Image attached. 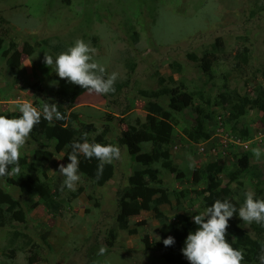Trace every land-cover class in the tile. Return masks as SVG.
<instances>
[{"label":"rangeland","instance_id":"rangeland-1","mask_svg":"<svg viewBox=\"0 0 264 264\" xmlns=\"http://www.w3.org/2000/svg\"><path fill=\"white\" fill-rule=\"evenodd\" d=\"M0 34L6 39L3 48H8L10 42L16 44L8 60L1 58L0 52V113H8L11 118L21 115L18 106L25 101L38 109L35 103L53 100V88L59 78L55 64L48 67L44 63L47 48H34V53L26 56L22 52L25 43L33 45L36 41L48 40L68 50L77 39H82L96 49L94 60L105 66L108 74L119 73L116 85L127 80L115 96L86 92L72 109L65 111L66 116L77 113V121L72 122L75 129L93 124L90 140L104 138L116 144L122 131L143 122L147 100H158L166 108L167 98H155L163 88L176 90L182 86L194 96L195 105H203L206 99L213 101L223 84L249 97L255 96L258 86L264 87L261 77L264 0H0ZM216 38L221 39L222 50L216 54L211 69L204 73L199 63L190 60L188 55L201 56L204 47L214 43ZM244 48L248 50L246 64L238 57ZM56 56L53 55V60ZM176 64L180 66L178 72L174 71ZM212 110L215 117L209 126L213 142L220 147L229 137L240 138L246 142L247 149L235 146L214 158L206 154L207 147L203 153L198 151L200 143L185 139L181 129L187 122L194 124L196 117L191 108H186L182 117L177 115V119H182L174 127L171 155L189 181L178 180L159 164H154L152 167L159 170L161 187L168 190L170 202L129 218V227L137 230L134 235L118 228L121 218L116 200L127 186V178L141 168L125 147L120 148L121 159L113 162L115 170L111 180L103 186H95L81 176L77 190L82 188L83 192L72 198L70 194L75 191L67 189L62 194V214L57 217L48 214L42 205L28 211L36 197L22 194L6 184L7 178L18 175L0 177V186L18 200L27 213L25 224L13 223L0 228V264H166L161 261V250H146L144 245V238L150 244L159 240L160 223L156 215L163 214L173 222L178 213L191 214L200 209L196 195L178 198V192L202 189L204 179L200 177L195 183L194 168L202 169L210 161L217 160L231 170L236 160L233 154L247 152L251 169L241 177L242 187L231 186L228 201L234 205L244 202L246 193H255L256 188L261 189L262 197L264 154L258 161L252 151L254 148L264 150L262 115L250 110L239 121L238 126L249 132L248 138L243 139L229 129L227 133L223 129L216 131L223 112L216 107ZM35 148L36 144L29 139L21 155L31 160ZM141 148L143 152L151 148L147 135L143 137ZM67 163L60 152L54 153L45 165L44 170L53 183L63 182L58 169L60 164ZM256 226L263 229L256 223L245 226L253 238H256L253 230ZM111 229L115 230L116 237L113 247L108 248L106 238ZM15 231L27 235L37 245V262H29L33 253L29 246H23L24 242L12 237ZM101 246L107 248L104 255H98Z\"/></svg>","mask_w":264,"mask_h":264},{"label":"trees","instance_id":"trees-1","mask_svg":"<svg viewBox=\"0 0 264 264\" xmlns=\"http://www.w3.org/2000/svg\"><path fill=\"white\" fill-rule=\"evenodd\" d=\"M5 40V36L0 34L1 58L8 60L7 57L15 50L16 44L10 42L8 48H3ZM43 46L47 48L48 54L52 57L54 54L59 55L67 50L65 46L44 40L42 42L36 41L33 45L25 43L22 52L24 55L29 56L34 53V48ZM222 46L221 39L216 38L214 43L204 47L201 56L191 53L188 57L193 62H198L202 71L206 73L211 69L212 63L217 58L216 54L222 50ZM238 57L242 64H246L248 50L244 48L242 53H238ZM236 65L238 66L239 64L237 63ZM174 67V71L178 72L180 66L176 64ZM261 77L264 83V68L261 71ZM116 83L115 93L109 94V96L118 94L122 87L127 84V80L119 85H116ZM86 92L85 89L78 85L70 84L67 80L58 78L53 88V100L45 99L42 103H35L38 110L41 111L45 103H55L58 106V110L65 116V119H54L51 123L42 119L41 123L36 125L30 136L31 142L36 144L31 160H29L27 155H21L19 161L21 171L19 175L16 178H7L6 184L7 186L15 187L22 194L36 197V201L29 206L28 211H32L37 206L42 205L48 214L57 217L62 214V194L67 190V187L61 191L62 183H53L44 170L45 165L51 161L53 154L63 152V160L70 162L68 154L71 152V144L74 141L82 143L87 140L90 143L112 144L119 148L125 147L135 162L141 165L140 169L135 170L127 178V186L122 189L121 195L116 200L118 216L121 218L118 222V228L126 230L129 235L137 233L136 228L129 227V218L170 202L168 190L161 187L162 180L159 170L152 167L154 164H159L161 169L174 175L178 180H186L187 178L179 166L172 161L171 155V146L174 143L176 134L174 127L178 126L179 120L182 119H177V115L181 116L186 108H191V111L196 116L194 124L189 125L187 122L186 126L181 129L185 139L187 138V140L197 144L210 139L211 126L209 124L215 117V111L212 110V107L219 108L223 112V116L219 115L221 118L223 117L222 121H220V127L223 128V131L226 132L229 129V131L239 134L243 139L248 138L249 132L247 128L239 127L238 123L248 111L256 110L260 112L262 122H264V87L262 86H258L254 97H249L230 90L226 84H223L220 93L215 96L213 101L206 99L203 105H195L194 96L186 92L181 86L176 90L163 88L155 95V98L163 96L168 99L166 108L158 100H147L144 107L146 114L143 122H138L136 125L129 126L122 131L116 139V144L104 138L90 140L89 135L93 130V124H83L80 129H75L72 126V122L77 121V113L71 112L68 116L65 114V111L72 109L75 101ZM140 93L144 95V92ZM0 115L11 118L8 113H0ZM144 135L150 138L151 148L147 152H143L141 148ZM230 148L235 147L230 146ZM233 156L236 160L234 162L235 166L231 170L224 168L217 160L208 162L202 169L194 168V181L198 183L201 180L200 177H202L205 180H203V188L199 190H181L178 192L177 197H185L189 194L196 195L200 199V209L191 211V214L178 213L176 218H173V222L167 216L157 214L156 217L160 223L159 240L150 244L148 239L144 238L146 250L151 248L161 250V261L166 264H190L181 250L185 247L187 235L190 232L194 233L199 227L194 223L193 216L205 212L207 207L211 206L217 199L221 201L228 200V196L232 192L231 186L242 187L241 177L248 174L251 169L250 155L247 152L240 153V155L233 154ZM78 158L80 160L81 176L93 185L103 186L113 177L115 170L113 163L105 165L103 174L97 179L96 172L99 161L95 158L86 159L82 154ZM11 167L9 166V171ZM255 191L254 198L258 199V197H261L262 191L259 188H256ZM82 192V188H79L77 191L71 192L70 195L72 198H76ZM260 199H264V195ZM243 203L240 201L235 205L236 208L239 209ZM26 222L27 213L19 201L0 186V228L10 227L13 223L25 224ZM245 226L246 224L239 218L238 213L234 214L229 220L226 239L234 248L244 252L245 261L243 264H260L258 256L261 254V249L264 248V226L263 229L258 228V226L253 227V230L256 231V238L250 236ZM168 236H172L175 243L166 247L163 244V240ZM12 237L15 240L18 239L24 242L23 246H29V250L33 253V256L29 258L30 263L31 261H38L39 251L37 245L31 241L30 237L25 234H19L17 231L12 234ZM115 237L116 232L114 229L108 231L106 238L108 248L113 247Z\"/></svg>","mask_w":264,"mask_h":264},{"label":"clouds","instance_id":"clouds-1","mask_svg":"<svg viewBox=\"0 0 264 264\" xmlns=\"http://www.w3.org/2000/svg\"><path fill=\"white\" fill-rule=\"evenodd\" d=\"M96 49L90 42L77 39L74 46L66 52H61L55 60L47 53H44V63L51 67L55 64V73L60 79L68 83L78 85L85 89L88 94L108 95L114 94L115 83L119 73L108 74L105 66L94 60ZM21 115L18 118H8L0 115V177L19 175L21 169L19 161L21 149L24 148L31 133L41 120L51 123L55 120H63L65 116L58 110L55 103H45L42 111L34 107L30 102L25 101L19 106ZM240 139V138H239ZM244 142V141H243ZM213 142V136L206 142L200 143L208 147ZM253 154L259 161L264 150L254 148ZM86 159L95 158L99 161L97 166V179L103 174L105 165H110L121 159V150L112 144L89 143L74 141L71 144V152L68 154L70 161L65 166L59 165L58 172L64 177L60 190L67 187L70 191L77 190V184L81 180L79 155ZM208 155H210L207 151ZM211 157H215L210 155ZM9 166L11 170L9 171ZM255 193L248 191L246 199L239 209L227 199H217L207 207L205 212L194 215L193 221L199 227L196 231L190 232L185 240V247L181 250L184 257L190 264H243L245 255L242 250L233 247L226 239L229 220L238 213L239 218L247 225L252 223L264 226V199H255ZM175 240L168 236L163 244L172 246ZM107 252L106 246H101L98 255ZM260 264H264V248L258 256Z\"/></svg>","mask_w":264,"mask_h":264},{"label":"built area","instance_id":"built-area-1","mask_svg":"<svg viewBox=\"0 0 264 264\" xmlns=\"http://www.w3.org/2000/svg\"><path fill=\"white\" fill-rule=\"evenodd\" d=\"M221 125V122H220V118L218 119V128L216 131H219L220 129L222 130L223 128L220 127ZM224 143V145L218 147V145H216L215 143H212L211 145H209L207 147V151L210 155L212 156H216L218 155L219 152L221 153H225L226 149L230 148V146H233V147H237V146H244L245 148L244 149H247V146L244 145V143L246 142H243L241 139L237 138V139H232L231 137L228 138V142L227 141H222ZM205 150V147L204 145H200L199 148H198V151L200 152H204Z\"/></svg>","mask_w":264,"mask_h":264}]
</instances>
